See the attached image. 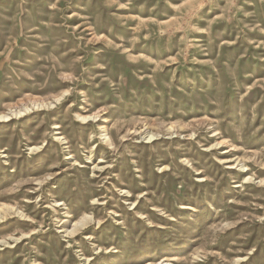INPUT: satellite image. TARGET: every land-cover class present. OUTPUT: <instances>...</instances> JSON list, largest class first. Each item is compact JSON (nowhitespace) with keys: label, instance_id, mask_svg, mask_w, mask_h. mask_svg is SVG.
Here are the masks:
<instances>
[{"label":"rangeland","instance_id":"obj_1","mask_svg":"<svg viewBox=\"0 0 264 264\" xmlns=\"http://www.w3.org/2000/svg\"><path fill=\"white\" fill-rule=\"evenodd\" d=\"M2 115L0 264H264V0H0Z\"/></svg>","mask_w":264,"mask_h":264},{"label":"bare ground","instance_id":"obj_2","mask_svg":"<svg viewBox=\"0 0 264 264\" xmlns=\"http://www.w3.org/2000/svg\"><path fill=\"white\" fill-rule=\"evenodd\" d=\"M36 106H38V107H43L44 106V104H35ZM29 109L27 108L26 109V111H28ZM18 115H21V112L20 113H18ZM9 119V117L8 116H6V115H2V116H0V122L2 121V120H8ZM83 120H87V118H82ZM57 138V137H56ZM56 138H55V140H56ZM58 140H62L61 139V137H59V138H57ZM57 141V140H56ZM21 214V213H20ZM88 219V218H87ZM82 226V222H78V223H76L75 225H74V230L75 229H77L78 227H81ZM74 230H71V231H66V232H68V233H71V232H73ZM5 241V240H4ZM15 241H18V240H15ZM2 242V241H1ZM7 243V242H6ZM166 264H169V263H166Z\"/></svg>","mask_w":264,"mask_h":264}]
</instances>
